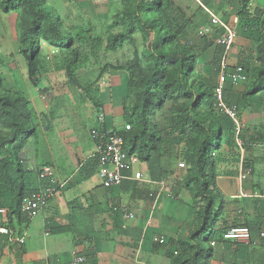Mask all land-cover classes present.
Returning a JSON list of instances; mask_svg holds the SVG:
<instances>
[{
	"label": "crops",
	"instance_id": "crops-1",
	"mask_svg": "<svg viewBox=\"0 0 264 264\" xmlns=\"http://www.w3.org/2000/svg\"><path fill=\"white\" fill-rule=\"evenodd\" d=\"M195 2L198 4L190 9L181 7L192 20L191 28L183 35V40L191 44H197L198 37L208 27V17L204 11L203 15L198 14L197 6L205 5L219 14L212 0ZM218 31L213 27L214 39ZM243 31L237 30L236 43L228 55L229 67L246 57L244 36L252 30L243 27ZM215 48L216 44L197 56L195 72L201 78H210L213 74ZM245 80L227 82L225 98L238 113L240 142L236 149L226 147L228 156L220 158L215 166L214 221H208L203 233L208 229L219 232L240 225L249 226L256 236L264 231V90L245 99L243 94L248 86ZM112 84L110 87L118 92L116 80ZM116 95L104 90L99 107L89 110L81 121L64 115L51 116L49 106H32L36 132L19 153L24 197L48 184L39 178L35 166L53 167L57 180L67 184L32 218L12 215V192L0 194V208L6 209L0 213V226L11 230L10 235L0 234V264H59L71 260L73 250L86 256V264H172L178 255L177 248L171 247L172 240L185 239V230L190 225L183 228L184 222L193 210L201 209L196 207L197 199L193 195L197 182H186L191 165L179 151L173 152L170 158L162 156L165 177L161 182L152 181L147 164L136 160L140 168L134 173L143 174L144 180L112 189L101 185L97 176V143L90 131L93 127L123 130L122 122H114L118 116L124 120V98L118 104V99L114 100ZM100 112L104 113V124L98 122ZM225 138L222 144H226ZM172 197L178 199L174 204ZM123 207L132 216L124 214ZM196 219L200 223V218ZM121 226L131 229L133 234H119ZM155 237H163V241L155 242ZM14 238L22 240L13 242ZM211 241L216 244L211 246ZM209 248L207 264H264V239L257 246H250L212 238Z\"/></svg>",
	"mask_w": 264,
	"mask_h": 264
},
{
	"label": "trees",
	"instance_id": "trees-1",
	"mask_svg": "<svg viewBox=\"0 0 264 264\" xmlns=\"http://www.w3.org/2000/svg\"><path fill=\"white\" fill-rule=\"evenodd\" d=\"M237 1L239 7L237 17L240 24L261 34V39L258 40L259 43L251 52V56L246 55L238 61L242 67L250 68V75L253 78L243 94V97L248 99L264 90V8L252 0ZM2 4L5 13L17 10L21 6L30 16L31 25L25 31L21 47V53L28 62L30 79L38 74L40 39L56 48H69L72 45L73 38L69 30L62 25L58 14L49 8L44 0H6ZM138 7L140 13L147 15L145 22L156 36L150 51L145 55L149 61L150 71L143 74V68L137 61L127 63L130 73L127 97L123 101L122 110L124 120L131 123L133 129L131 126L130 130H125L124 126L123 130L117 133L124 139V150L129 155H135L138 161L146 163L150 179L156 182H161L165 177L162 156L165 155L167 139L183 140L188 148L191 144L194 145L192 150L185 153V159L191 165L186 182L196 180L197 188L206 202L198 212L201 227L180 242V252L172 264H207L211 249L205 248L203 243H208L212 238L221 240V235L226 230L218 232L208 229L202 239L208 221H214L212 206L217 198L214 189L213 152L221 148L224 136L227 143L231 140L236 141V134L233 121L216 109L214 86L211 87L198 76L195 66L198 54L216 44L213 64L218 71L224 46L217 44L213 37L208 36H200L197 44L184 41L183 35L191 28L192 20L174 0H141ZM127 32L115 36L109 42V48L115 50L122 47ZM155 54L157 57H154ZM253 56L255 57L253 61H257L259 66L250 60ZM166 77V81L161 84ZM178 99L186 101L185 104L177 105ZM169 101L172 102V115L167 126L152 127L150 115L155 110H161ZM30 106V101L23 95L5 89L0 75V124L9 130L10 137L7 140L9 143L7 149L0 143V152L5 154V157L0 159V194L11 191L13 200L10 213L25 218L27 217L20 210L25 195V183L19 153L36 132ZM12 128L15 129L11 131ZM2 137L3 134L0 132V138ZM130 172L129 168L125 174L131 176ZM132 181L134 180L125 179L121 186ZM199 192L193 194L194 198L199 197ZM132 232L131 229L118 227L119 234L131 236ZM196 236L199 240L194 243Z\"/></svg>",
	"mask_w": 264,
	"mask_h": 264
},
{
	"label": "rangeland",
	"instance_id": "rangeland-1",
	"mask_svg": "<svg viewBox=\"0 0 264 264\" xmlns=\"http://www.w3.org/2000/svg\"><path fill=\"white\" fill-rule=\"evenodd\" d=\"M4 1L6 0H0V75H2L5 89H10L27 98L31 103L30 108L33 105H37V108L49 106V114L51 116L64 115L76 119V121H81V118L87 116L89 110H96L99 107L104 90L106 93H110V91L118 93L114 97L115 101L118 99V104H120L119 100L122 101L123 98L127 97V84L130 73L127 63L137 61L143 68V74L150 71L148 70L149 61L145 55L150 51V46L154 42L156 35L154 31H150L145 22L147 15L140 13L138 3L141 0H44L45 4L49 8L54 9L58 14L59 20L69 30L73 40L69 48H56L40 39L38 74L31 79L29 78L28 62L21 53L25 31L31 25L30 16L21 6L17 10H10V12L5 13L2 9ZM212 1L216 11L220 14V16L219 14L217 15L219 19L226 24L234 25L233 20L237 17L239 10L238 1ZM252 1L259 3L264 8V0ZM174 2L185 9H190L191 6L198 4H196L195 0H174ZM196 10L201 15H203L202 12L204 11L208 17V25L206 24L208 27L202 31V36L214 38L213 27L216 26L211 23L208 13L202 6L199 8L197 6ZM234 26L236 27V24ZM237 28L243 31L242 24L239 23ZM125 32H127V36L123 46L117 47L115 50L110 49L108 46L109 42L119 33ZM245 35L246 37L244 36V38L247 41L246 48L243 46L245 48L244 51L247 52L245 55L251 56V52L254 51L253 49H255L261 39V34L252 30V32H248ZM216 39L217 36L215 41ZM235 41L233 44L236 43ZM254 56L250 60L253 61ZM154 57H157V55L155 54ZM228 59L227 56V71L235 72L241 68L243 76L246 77L245 82L248 81L249 86L253 79L250 75V68H244L238 62L229 67ZM253 63L256 66L260 65L257 61H253ZM212 72L213 74L210 78H202L211 87L217 83L216 76L218 77V71L216 66ZM166 79L167 77L161 81V84ZM114 80H116L118 85V92L113 86V88L110 87L113 85ZM103 88L104 90L101 91L100 89ZM184 102L186 101L178 99L177 105L182 106L185 104ZM123 105L122 102V107ZM201 109L203 110L204 108L202 107ZM171 110L172 102L170 101L161 110H155L150 115L152 127L164 128L167 126L172 115ZM32 121L34 123L33 113ZM114 122L118 124L122 122V127L130 124L133 129V125L126 120L122 121V117L118 116V119H115ZM14 129L12 128L11 131ZM0 132L3 134V137L0 138V143L4 145V149H7L9 147L7 140L10 139L8 136L9 130L0 124ZM166 143L164 157L169 158L173 152L179 153L180 151L185 155L186 151L192 150L194 147L191 144V147L189 146L188 148L185 141H178V139H172L166 141ZM226 144L223 143L219 150L213 152L215 159L214 167L221 161L220 158L228 156L226 147L228 149H231L232 146H234V149L239 147L235 140H231ZM4 157V152H0V159ZM134 158L131 157L129 166L130 173L132 174L140 168ZM20 161L22 160L20 159ZM141 175L143 176V174ZM174 178L178 179L179 176ZM196 192H199V188L196 189ZM172 199L173 204L178 200L175 197H172ZM205 202L204 197L199 192L197 203H195L196 207L203 208ZM199 210H193L189 219L183 224V228L186 224L190 225L189 230H185L187 232L184 237L185 239L196 233L201 227V222L197 223L196 219L199 217ZM204 236L205 232L202 233V239H204ZM185 239L172 240V249L176 247L179 253L181 248L180 242ZM198 240L196 236L193 242L196 243ZM203 246L208 248L209 242L203 243Z\"/></svg>",
	"mask_w": 264,
	"mask_h": 264
},
{
	"label": "built area",
	"instance_id": "built-area-1",
	"mask_svg": "<svg viewBox=\"0 0 264 264\" xmlns=\"http://www.w3.org/2000/svg\"><path fill=\"white\" fill-rule=\"evenodd\" d=\"M203 9L208 13L211 23L219 28V34L216 40L217 44L224 46V54L221 58L218 67L217 83L214 86V96L216 99V109L224 115H227L234 123L236 141L238 142V135L240 133V122L238 113L233 109L224 98V91L226 90L228 80L233 83L245 80L242 69L239 68L234 73H228L226 58L229 54V50L237 37V25L240 23L239 18L235 17L233 22L234 25H229L223 22L219 17L214 14L208 7L201 5ZM202 35V34H201ZM98 122L104 124L105 116L104 113L100 112ZM131 125L126 124L125 130H130ZM91 137L97 143V176L101 182V185L106 189H112L120 187L125 179H131L134 181L144 180L141 173H133L131 176H127L125 171L130 166L131 157L135 155H129L124 150V139L118 135L117 132L109 129H99L93 127L90 131ZM239 143V142H238ZM35 170L40 179L46 180L48 184L39 190H35L29 193L22 199L20 210L27 217H34L40 209L45 207L49 200L59 190L66 186V182H60L56 178V172L53 167L45 165L36 167ZM6 209L0 208V213H5ZM122 211L124 214L132 216L131 213H127V209L123 207ZM0 234L10 235L11 230L8 226H0ZM221 241L232 242V243H244L250 246H257L260 240L264 239V231L260 232L259 235H254L252 230L247 225L233 226L225 230L221 235ZM22 239L14 238L13 242H20ZM155 242L163 241V237H155ZM211 246L216 244L215 241L210 242ZM72 259L68 262L59 264H86V256L77 251H72Z\"/></svg>",
	"mask_w": 264,
	"mask_h": 264
},
{
	"label": "bare ground",
	"instance_id": "bare-ground-1",
	"mask_svg": "<svg viewBox=\"0 0 264 264\" xmlns=\"http://www.w3.org/2000/svg\"><path fill=\"white\" fill-rule=\"evenodd\" d=\"M231 227H233V226H231ZM231 227H229V228H231ZM229 228H228V229H229ZM226 230H227V229H226ZM221 240H222V239H221Z\"/></svg>",
	"mask_w": 264,
	"mask_h": 264
}]
</instances>
